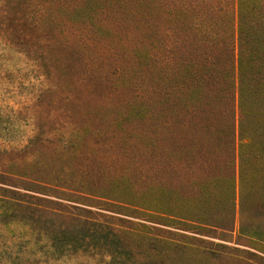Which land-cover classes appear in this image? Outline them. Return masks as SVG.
Masks as SVG:
<instances>
[{
  "label": "rangeland",
  "instance_id": "374dc122",
  "mask_svg": "<svg viewBox=\"0 0 264 264\" xmlns=\"http://www.w3.org/2000/svg\"><path fill=\"white\" fill-rule=\"evenodd\" d=\"M71 1L53 9L46 20L57 23L50 33L57 43L48 48L45 61L52 80L44 77L43 66L0 38V166L17 168L26 180L70 182L71 186L63 185L78 191L79 203L45 196L106 214L111 222L131 230L169 237L174 241L171 253L155 264H264V207L255 198L245 201L243 208L238 198L232 234L224 229L214 234L178 220L163 225L155 211L141 207L101 208L105 202L98 199L114 197L107 190L114 186L130 185L148 196L167 182L179 206L196 195L193 180H203L207 174L223 191L236 170L234 147L225 135L192 131L188 127L192 124L182 119L175 127L162 129L160 117L150 114L155 105L144 100L140 86L135 23L114 21L113 11L121 15L126 11L108 5V0L80 2L78 11ZM252 179L258 187V177ZM222 214L227 219V212ZM242 225L247 236L239 237ZM4 228L1 225L0 231ZM21 228H16L14 238L6 233L8 243L22 244L14 247L20 258L12 262L3 257L0 264L111 262L109 256L88 253L57 260L45 251L27 254L34 246L24 245L29 236H19ZM124 237L136 259L127 263H141L144 254L153 253L146 241L139 244L140 238ZM38 242L39 248L45 245Z\"/></svg>",
  "mask_w": 264,
  "mask_h": 264
},
{
  "label": "trees",
  "instance_id": "16d2710c",
  "mask_svg": "<svg viewBox=\"0 0 264 264\" xmlns=\"http://www.w3.org/2000/svg\"><path fill=\"white\" fill-rule=\"evenodd\" d=\"M67 1L0 0V38L43 66L48 80L53 77L45 61L48 48L57 43L50 34L57 23L46 20ZM83 1L86 5L98 2L72 0L69 4L78 11ZM108 1L126 11L124 15L113 11L114 21L129 19L139 30L140 86L144 100L155 105L150 114L160 117L159 125L165 130L182 119L192 124L188 126L192 131L225 135L234 147L236 170L223 191L208 174L193 180L196 195L180 206L171 186L163 182L153 185L156 188L148 196L130 185L114 186L107 189L114 197L98 199L105 202L101 208L137 211L141 207L155 211L163 225L172 226L178 220L214 234L223 229L232 234L238 198L242 208L253 198L264 207V0ZM21 176L15 167L0 166V226L5 227L0 231V259L20 258L14 247L22 244L8 243L6 235L12 233L14 238L17 227L24 228L19 236H29L24 245L34 246L27 254L45 251L54 260L88 253L109 256L110 264L136 262L124 236L140 238L139 244L146 241L153 252L144 254L143 262L137 264H155L171 253L174 241L169 237L131 230L111 222L106 214L45 196L79 203L78 191L63 185L71 186L70 182L55 184ZM254 177L260 181L258 187ZM242 230L244 225L238 236H247ZM40 240L45 245L39 248Z\"/></svg>",
  "mask_w": 264,
  "mask_h": 264
}]
</instances>
